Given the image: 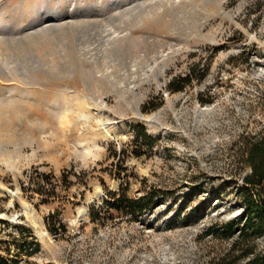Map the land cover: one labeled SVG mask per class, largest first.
Listing matches in <instances>:
<instances>
[{"label": "rangeland", "instance_id": "obj_1", "mask_svg": "<svg viewBox=\"0 0 264 264\" xmlns=\"http://www.w3.org/2000/svg\"><path fill=\"white\" fill-rule=\"evenodd\" d=\"M197 64L201 81L165 89ZM263 100L264 0H0V250L22 226L39 250L20 264H213L230 241L204 233L240 212L236 140L261 129ZM137 122L153 147L109 157ZM119 173L162 203L92 222Z\"/></svg>", "mask_w": 264, "mask_h": 264}, {"label": "trees", "instance_id": "obj_2", "mask_svg": "<svg viewBox=\"0 0 264 264\" xmlns=\"http://www.w3.org/2000/svg\"><path fill=\"white\" fill-rule=\"evenodd\" d=\"M219 47L213 49L212 55L219 51ZM209 66L199 64L189 67L184 74L173 76L166 84L165 89L172 93L183 90L193 81H201L208 72ZM202 103L208 99L198 97ZM162 99L154 102L153 98L145 101L141 106L142 112H149L158 108ZM263 125L257 132H246L239 135L236 140V164L247 167V171L241 177V182L235 184V198L232 204L240 208L237 216L225 221L212 224L205 235L216 238L228 239L229 247L221 255L217 256L213 264H264V100L262 103ZM134 140L130 149L121 146L119 151L113 150L109 157L124 160V157H139L145 154V148L151 149L155 144L154 139L146 131L141 122L133 124ZM125 171L127 167L123 166ZM120 181L116 190L108 189L99 203L92 202L89 205V215L92 222L103 223L104 220L113 218L114 214H125L127 220L136 221L151 208L162 203L164 192L159 189H150L140 195H129L128 175L119 173ZM34 190V189H33ZM35 191L43 194L39 185ZM222 186H216L215 193L219 194ZM55 215H47L44 220L51 234H56L58 228L65 230L64 225L57 221ZM18 236H12L13 251L9 246L0 250V264H20L22 256L30 257L39 250V243L33 239L32 230L29 227L17 226ZM17 236V237H16ZM257 239H260V245Z\"/></svg>", "mask_w": 264, "mask_h": 264}, {"label": "water", "instance_id": "obj_3", "mask_svg": "<svg viewBox=\"0 0 264 264\" xmlns=\"http://www.w3.org/2000/svg\"><path fill=\"white\" fill-rule=\"evenodd\" d=\"M138 109V108H137ZM138 114H139V109H138Z\"/></svg>", "mask_w": 264, "mask_h": 264}]
</instances>
